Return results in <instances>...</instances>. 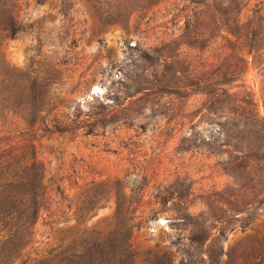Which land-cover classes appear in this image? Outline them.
Segmentation results:
<instances>
[{"label":"rangeland","instance_id":"obj_1","mask_svg":"<svg viewBox=\"0 0 264 264\" xmlns=\"http://www.w3.org/2000/svg\"><path fill=\"white\" fill-rule=\"evenodd\" d=\"M16 1L21 31L0 41L2 69L16 76L58 71L51 87L57 116L80 127L49 134L0 113V149L31 146L48 197L20 258L34 264L104 239L117 229L123 204L142 259L152 251L171 264H264V211L245 229L234 227L246 215L234 175L220 164L225 155L181 143L200 119L193 133L216 137L217 119L201 115L221 73L233 72L222 85L230 97L264 119V43L250 50L216 27L224 0ZM239 1V25L264 19V0ZM199 23L212 29L208 40ZM178 210L202 213L205 224L223 221L215 262L209 243H188Z\"/></svg>","mask_w":264,"mask_h":264},{"label":"trees","instance_id":"obj_2","mask_svg":"<svg viewBox=\"0 0 264 264\" xmlns=\"http://www.w3.org/2000/svg\"><path fill=\"white\" fill-rule=\"evenodd\" d=\"M202 1L205 0L192 2L197 4ZM223 3L225 6L217 10L219 25L215 24L220 31L234 37L235 42L243 40L250 50L261 45L258 43H264L261 29L264 19L252 18L239 25L240 1L224 0ZM198 25L204 29L201 40H208L212 29L204 23ZM193 27L187 24L186 32L191 33ZM20 31L17 1L0 0V41L13 39ZM54 73L58 71L42 72V75L35 71L16 76L4 72L0 62V113L5 111L20 118L33 131L65 134L79 129L57 116L51 97V87L58 81ZM232 73L220 74L221 80L216 82L220 88L209 92L210 96L204 103L205 113L201 117H206L208 121H212L211 116L217 119V122L211 123L216 127V137L206 139L198 132L193 133L202 122L200 119L191 125L192 133L181 143L186 145L187 150L204 146L211 154L225 155L226 160L220 164L224 171L234 175L236 202L242 207L241 214L246 215L234 220V227L235 223H239L245 229L257 218L258 211H264V119L252 112V104L234 101L222 88ZM88 133L91 131L88 130ZM47 200L42 166L32 147L0 149V264H26L20 258L21 252L28 245L33 226L45 209ZM125 210L123 204H118L117 229L104 239H85L34 264H171L166 253L146 251L144 259L141 258L130 243L131 229L135 226L131 224V219L125 218ZM177 213L180 215L178 222L189 229L186 236L188 243L197 247L209 243L210 250L216 249L208 259L215 262L220 253L218 241L224 238L227 229L223 221L205 224L202 213L192 215L179 210Z\"/></svg>","mask_w":264,"mask_h":264}]
</instances>
